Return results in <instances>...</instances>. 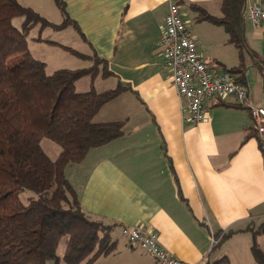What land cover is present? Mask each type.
<instances>
[{
	"label": "crops",
	"instance_id": "obj_1",
	"mask_svg": "<svg viewBox=\"0 0 264 264\" xmlns=\"http://www.w3.org/2000/svg\"><path fill=\"white\" fill-rule=\"evenodd\" d=\"M18 1L44 17L40 8L56 6L54 0ZM256 1L245 0L244 41L264 61V23L255 27L247 15ZM64 2L92 55L113 72L98 75L91 87L98 92L128 87L95 116L100 123L124 121L125 135L91 149L66 170L81 208L120 234L123 227L141 224L156 231L175 257L204 264L212 235L234 226L244 232L250 223L264 221V143L261 148L247 107L231 101L212 99L205 121L186 122L188 110L159 39L169 6L176 3L201 59L218 72L239 66L240 52L225 28L200 19L203 12L222 17L221 0ZM243 63L250 103L264 106V71L248 51Z\"/></svg>",
	"mask_w": 264,
	"mask_h": 264
},
{
	"label": "trees",
	"instance_id": "obj_2",
	"mask_svg": "<svg viewBox=\"0 0 264 264\" xmlns=\"http://www.w3.org/2000/svg\"><path fill=\"white\" fill-rule=\"evenodd\" d=\"M54 2L64 17L61 24L18 0H0V264L92 263L114 253L117 246L112 237L115 226L83 211L66 170L81 163L91 149L125 135L124 121L100 123L95 116L128 87L98 92L92 85L86 92L76 91V83L85 77L93 80L113 73L97 54L89 56L94 60L91 67L59 69L51 74L45 62L31 55L28 36L36 26L40 34L46 28L72 26L84 36L69 18L64 0ZM221 9L222 17L203 12L200 19L225 28L241 59L239 66L226 71L244 81L245 50L264 71V61L244 41L245 0H221ZM17 19L22 20L20 26L15 24ZM33 40L58 44L41 35ZM253 134L246 135L245 141ZM44 139L60 146L56 159L44 150ZM259 141L263 148L264 140L260 137ZM247 230L255 240L264 235V221L250 223ZM236 232H226L219 244ZM64 237L66 251L61 257L57 248ZM251 250L256 262L264 264V252L255 241ZM211 264H229V259L225 256Z\"/></svg>",
	"mask_w": 264,
	"mask_h": 264
},
{
	"label": "built area",
	"instance_id": "obj_3",
	"mask_svg": "<svg viewBox=\"0 0 264 264\" xmlns=\"http://www.w3.org/2000/svg\"><path fill=\"white\" fill-rule=\"evenodd\" d=\"M248 18L255 27L264 23V0H257L247 8ZM165 64L170 68L173 84L188 110L185 119L190 124H199L207 118L206 104L212 99L231 101L234 105L246 106L253 120L254 128L264 140V106L250 103L249 91L240 75L232 72H218L206 64L198 53V45L180 7L171 3L159 39ZM247 74L244 73V77ZM122 236L132 247L140 248L156 264H191L166 251L160 244L159 234L141 224L123 227ZM225 232L212 242L217 244Z\"/></svg>",
	"mask_w": 264,
	"mask_h": 264
},
{
	"label": "rangeland",
	"instance_id": "obj_4",
	"mask_svg": "<svg viewBox=\"0 0 264 264\" xmlns=\"http://www.w3.org/2000/svg\"><path fill=\"white\" fill-rule=\"evenodd\" d=\"M50 7V10H45L43 7L40 8L43 13L48 15L46 18L55 24H61L64 22V18L58 7L53 4H50ZM21 23V19H17L15 21L16 26H20ZM39 35L43 38L55 41L58 44L54 45L45 42H35L32 40L34 37H38ZM28 49L34 58L46 63L47 72L49 74L59 69H82L91 67L94 64V60L89 58V56H92V53L88 44L82 38L80 33L72 26L57 30L46 28L41 32V34L40 27H34L28 36ZM75 51L81 53L82 56L78 55ZM236 57V61H238L237 53ZM249 69L253 72L252 68ZM91 83L92 78L89 76L81 79V81L76 85V91L82 93L90 90ZM42 146L52 159H56L58 157L60 153V146L56 142L44 139L42 140ZM235 227L238 226H234L232 230L235 231ZM222 234L223 232H219V234L214 236L219 239ZM112 237L113 239H118L114 253L108 256H100L92 263L84 261L80 264H155V261L146 255L140 248L130 246L126 239L119 233L117 228L112 232ZM66 241L67 237L62 238L57 248V254L61 257L66 251ZM254 241L264 252V235H258L254 240L253 233L249 230L236 232L223 240L220 244L219 242L214 244L211 238L204 264H211L213 261L222 259L225 256L228 257L229 264H258L254 259L251 250ZM48 264L52 263L49 262ZM62 264L66 263L62 262Z\"/></svg>",
	"mask_w": 264,
	"mask_h": 264
}]
</instances>
